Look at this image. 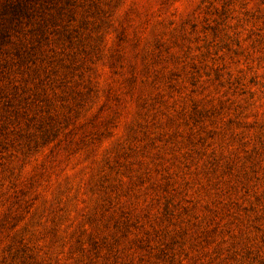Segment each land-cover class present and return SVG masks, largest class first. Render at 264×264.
<instances>
[{"label":"rangeland","instance_id":"374dc122","mask_svg":"<svg viewBox=\"0 0 264 264\" xmlns=\"http://www.w3.org/2000/svg\"><path fill=\"white\" fill-rule=\"evenodd\" d=\"M0 264H264V0H0Z\"/></svg>","mask_w":264,"mask_h":264}]
</instances>
